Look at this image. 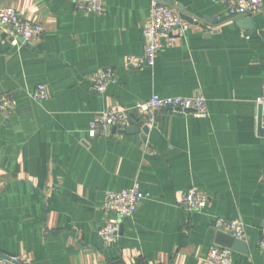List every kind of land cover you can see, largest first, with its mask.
Masks as SVG:
<instances>
[{
  "label": "crops",
  "instance_id": "0c3cea01",
  "mask_svg": "<svg viewBox=\"0 0 264 264\" xmlns=\"http://www.w3.org/2000/svg\"><path fill=\"white\" fill-rule=\"evenodd\" d=\"M165 1L192 22L161 39L149 66V0H105L100 14L74 0H0L42 28L14 45L0 24V92L16 101L0 115L1 253L21 264H213L225 217L247 225L249 253L234 251V264H264V3L233 17L225 0ZM102 69L116 77L104 93L92 84ZM39 84L44 100L30 97ZM154 94H202L208 113L166 112L145 140L116 127L89 135L102 111L133 110ZM136 181L152 197L115 242L103 240L105 193ZM192 188L208 196L204 209L184 203Z\"/></svg>",
  "mask_w": 264,
  "mask_h": 264
},
{
  "label": "built area",
  "instance_id": "2783aa9c",
  "mask_svg": "<svg viewBox=\"0 0 264 264\" xmlns=\"http://www.w3.org/2000/svg\"><path fill=\"white\" fill-rule=\"evenodd\" d=\"M77 6L85 11L100 14L105 9V0H74ZM229 14L233 17L250 15L260 9L264 0H225ZM150 21L143 29L145 51L143 62L154 66L162 50L161 39L169 38L176 28L186 31L189 23L183 20L180 12L165 0H149ZM0 24L10 27L13 35L12 43L19 45L20 41H30L42 33L39 24L26 18L13 7L0 9ZM116 77L110 69L98 71L92 79L93 87L104 93L108 85ZM49 96V89L44 84H39L30 93L35 100H44ZM257 103L262 106V126L264 128V81L262 91L257 98ZM16 106L15 98L9 93L0 92V115L12 111ZM166 112H192L199 116L208 113L207 99L198 94L193 97L152 95L145 101H139L133 110L128 108H115L102 111L92 121L89 135L95 137L99 134H108L112 127L119 130L128 129L130 120L140 127L147 126L152 129L158 117ZM152 194L142 188L136 181L131 187L122 191H107L105 193L104 209L109 213L108 219L100 227L103 240L115 242L120 235L122 220L133 215L138 205ZM208 196L196 188L190 189L184 196V203L191 210H201L208 205ZM217 231H222L235 238L248 239L246 223L238 219L218 217L216 220ZM259 246L264 251V223L260 226ZM234 251L220 245H214L209 252L208 259L213 264H234ZM0 264H15L12 260L0 257Z\"/></svg>",
  "mask_w": 264,
  "mask_h": 264
},
{
  "label": "water",
  "instance_id": "95a60500",
  "mask_svg": "<svg viewBox=\"0 0 264 264\" xmlns=\"http://www.w3.org/2000/svg\"><path fill=\"white\" fill-rule=\"evenodd\" d=\"M181 17L183 18V20L187 22H192V19L184 14H181ZM130 122H131V126L128 129L118 130V132L119 133H130V134L140 133L143 140H145L150 132V129L147 126L140 127L139 125L134 124L132 119L130 120ZM258 131H259V134L264 135V128L262 126V106L261 105H259V113H258ZM216 243L217 245L230 248L233 251H237V252L245 253V254L249 253V246L246 240L235 238L222 231L217 232ZM0 257L12 260L15 264H21L18 260L12 258L9 255L1 253V252H0Z\"/></svg>",
  "mask_w": 264,
  "mask_h": 264
}]
</instances>
